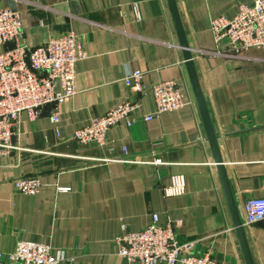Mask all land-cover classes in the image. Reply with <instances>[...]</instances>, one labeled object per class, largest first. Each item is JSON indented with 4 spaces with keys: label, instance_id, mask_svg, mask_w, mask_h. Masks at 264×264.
Here are the masks:
<instances>
[{
    "label": "crops",
    "instance_id": "0c3cea01",
    "mask_svg": "<svg viewBox=\"0 0 264 264\" xmlns=\"http://www.w3.org/2000/svg\"><path fill=\"white\" fill-rule=\"evenodd\" d=\"M176 1L243 221L245 201L264 197V50L215 52L211 20L233 17L241 0ZM5 7L21 12L27 46L74 30L86 55L77 64V93L59 105L60 136L53 105L35 119L23 112L13 137L23 149L0 156V251L28 239L66 250L58 264H143L121 256L114 237L123 224L140 230L157 213L177 221L178 241L194 242L195 253L246 264L168 1L0 0ZM12 45L0 44V53ZM136 69L144 72L142 94L123 79ZM163 80L179 84L185 105L145 120L155 111L152 86ZM136 95L135 120L112 127L108 146L71 138ZM154 159L161 163L148 162ZM33 175L42 182L36 194L16 190L15 179ZM174 176L183 178L179 194L170 189ZM244 228L254 263L264 264V220Z\"/></svg>",
    "mask_w": 264,
    "mask_h": 264
},
{
    "label": "built area",
    "instance_id": "2783aa9c",
    "mask_svg": "<svg viewBox=\"0 0 264 264\" xmlns=\"http://www.w3.org/2000/svg\"><path fill=\"white\" fill-rule=\"evenodd\" d=\"M210 28L218 54L239 55L250 48L264 50V0H241L233 17L217 16L211 20ZM22 36L21 12L10 7L0 8V44H13L0 53V156L14 148L23 149L13 141L23 112L35 119L47 105H53L50 118L60 136L59 105L77 93V64L86 55L84 43L74 30L52 36L36 47L23 43ZM123 79L136 94L145 92L142 70H127ZM152 94L155 111L145 115V120L180 110L185 105L184 93L174 80L153 84ZM135 97L94 117L76 129L71 138L81 144L108 146V132L112 127L122 122L130 126L135 120V114L141 109V98ZM123 149L128 155L127 148ZM124 159L145 161L128 156ZM148 162L159 164L161 159ZM182 182V176L172 178L173 194L183 191ZM13 184L17 191L34 195L42 182L40 177L33 175L17 178ZM245 213L243 225L264 220V197L248 198ZM177 226L176 220L162 221L159 214L154 213L152 221L140 230H130L123 224L114 242L121 256L143 264H224L210 253H195L194 242H179ZM65 255L66 250L50 243L20 239L12 251H0V264H5L6 259L9 264H58Z\"/></svg>",
    "mask_w": 264,
    "mask_h": 264
},
{
    "label": "water",
    "instance_id": "95a60500",
    "mask_svg": "<svg viewBox=\"0 0 264 264\" xmlns=\"http://www.w3.org/2000/svg\"><path fill=\"white\" fill-rule=\"evenodd\" d=\"M167 1L169 4V8H170V11L173 17L176 30H177L180 46L183 48L185 62H186L188 72L190 75L192 87H193L199 108L202 113L203 121L205 124L207 136H208V141L210 143V146L213 152L214 160L217 164L219 176H220L223 190H224L227 202H228V206H229L230 213L232 216L235 231L237 233L238 240L240 242V245L243 251L245 262L246 264H255L250 248H249V245H248L243 221L239 214V211H238L235 199H234L233 191L230 186L228 176L226 174V168L224 165V161H223V158L221 156V153L218 147L217 136H216V133L214 131V128H213V125H212V122L209 116V112H208V108H207L204 94L202 91V87H201V84H200V81H199V78L196 72L195 61L193 57V50L191 46L189 45L188 39L186 37V32H185V29H184V26L181 20L177 1L176 0H167Z\"/></svg>",
    "mask_w": 264,
    "mask_h": 264
}]
</instances>
